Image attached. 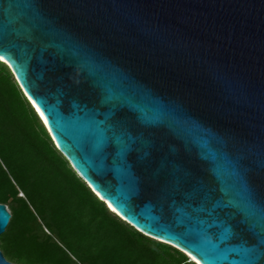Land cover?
Masks as SVG:
<instances>
[{
    "label": "water",
    "instance_id": "obj_1",
    "mask_svg": "<svg viewBox=\"0 0 264 264\" xmlns=\"http://www.w3.org/2000/svg\"><path fill=\"white\" fill-rule=\"evenodd\" d=\"M0 37L57 149L125 222L200 264L264 239V0H0ZM11 219L0 204V237Z\"/></svg>",
    "mask_w": 264,
    "mask_h": 264
},
{
    "label": "trees",
    "instance_id": "obj_2",
    "mask_svg": "<svg viewBox=\"0 0 264 264\" xmlns=\"http://www.w3.org/2000/svg\"><path fill=\"white\" fill-rule=\"evenodd\" d=\"M0 204L12 214L0 250L14 264H195L145 236L92 191L55 146L0 61Z\"/></svg>",
    "mask_w": 264,
    "mask_h": 264
},
{
    "label": "snow or ice",
    "instance_id": "obj_3",
    "mask_svg": "<svg viewBox=\"0 0 264 264\" xmlns=\"http://www.w3.org/2000/svg\"><path fill=\"white\" fill-rule=\"evenodd\" d=\"M0 45H2V37H0ZM6 56H7L6 51H0V61H3L4 64H8L9 59H11L10 57L8 59H5ZM8 66L11 67L10 64ZM29 99H31V97H29ZM33 104L35 106L36 102L33 101ZM37 111L38 112L40 111L39 107H37ZM40 114L43 117L44 114L42 112ZM45 123H47V120H45ZM93 191H96V189L94 188ZM96 195L99 196L101 200H105V197L101 195L99 191H96ZM222 195H226V193ZM105 203H107L108 207L118 216L121 215V213L117 210V208L113 207L112 203H109L107 200H105ZM208 243L211 242L208 241ZM244 243H247V240H244ZM180 250L183 251V249ZM243 251L245 253V256L241 264H258L259 260H264V239L261 240L259 245L251 248H245L243 249ZM192 259L195 260V264H200V261L197 260L195 256H192ZM0 260H2V258H0Z\"/></svg>",
    "mask_w": 264,
    "mask_h": 264
},
{
    "label": "rangeland",
    "instance_id": "obj_4",
    "mask_svg": "<svg viewBox=\"0 0 264 264\" xmlns=\"http://www.w3.org/2000/svg\"><path fill=\"white\" fill-rule=\"evenodd\" d=\"M9 209V208H8ZM76 261L78 262V263H80V264H89V263H87L85 260H84V258H82V257H80V255H76Z\"/></svg>",
    "mask_w": 264,
    "mask_h": 264
},
{
    "label": "bare ground",
    "instance_id": "obj_5",
    "mask_svg": "<svg viewBox=\"0 0 264 264\" xmlns=\"http://www.w3.org/2000/svg\"><path fill=\"white\" fill-rule=\"evenodd\" d=\"M42 118H43V117H42ZM43 121H45L44 118H43ZM55 142H56L57 146L60 148V150L63 151V149H62L61 145L58 143V141L55 140Z\"/></svg>",
    "mask_w": 264,
    "mask_h": 264
}]
</instances>
